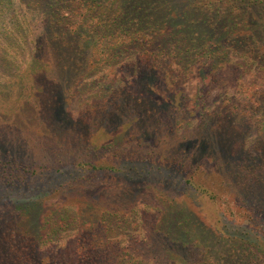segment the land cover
<instances>
[{
	"label": "trees",
	"instance_id": "obj_1",
	"mask_svg": "<svg viewBox=\"0 0 264 264\" xmlns=\"http://www.w3.org/2000/svg\"><path fill=\"white\" fill-rule=\"evenodd\" d=\"M23 49L31 50L21 58ZM0 51V64L6 67L0 73V113L9 118V121L5 122L6 129L10 126L13 128L8 130L29 134V128H35L39 121L38 115H47V121L52 112H60L62 116L54 123L47 122L51 125V130L53 129L52 135L44 140L37 137L40 145L33 144L18 151L14 150L9 142L0 140V144L9 150L4 154L0 153V185L20 184L25 179L23 173L30 172L27 169L29 166L45 167V164L53 163L55 157H63L65 152H77L69 161L75 158L73 161L82 165L80 157L86 156L88 160L85 161L84 167L87 170L109 171L111 175L124 174L128 182L145 178L141 173L144 167L138 168L139 164L157 169L164 167L163 175L167 178L179 174L182 167L183 170L186 169V183H193V187L210 192L207 187H198L197 181L194 180L197 174H201L198 166L189 165L190 161L195 159L194 153L182 152L177 147L182 128L191 129L195 135V130L205 131L215 123L213 130L217 131L227 124L228 111L233 110L236 112L234 114L251 119L250 110L246 109L249 114H241L233 105L232 109L227 107V110L219 108L199 111L195 117L185 122V106H175L171 111L170 122L165 123L159 114L151 117L148 109L146 111V108H142L150 102L156 105L151 101V95L148 93L150 88L146 87V83L148 78L153 81L158 79L157 63H153L152 69L142 71L138 62L143 64L140 57L147 52L154 59L166 56L167 62L173 61L177 66L186 68L205 60L213 64L216 77L230 80L229 78L235 79L237 76L239 81L243 67L240 61L245 59L247 64H255L264 73V0H0ZM99 52H103V57L98 56ZM123 61L125 72L128 68H133V78L130 80L132 89H128V93L124 92L126 95L119 100L116 112L124 122L131 121L133 112H130V109L137 107L136 112H143L147 123L143 126L139 117H136L128 128L139 125L141 133L145 135L148 133L144 130L149 132L158 129L156 136L160 144L155 145L151 141L145 147L143 145L141 148H120L116 152L112 150V145L85 144L71 148L53 144L51 137L55 132L60 140L65 139L67 122L75 121L78 125H84L85 110L71 109V106L66 108L64 98L71 99L72 90L81 86L82 81L91 85L90 93L97 98L100 94L119 91V88L110 89L104 84L101 85L99 79L107 82L110 76L115 77ZM164 72L168 77L172 75H167L165 70ZM260 82L255 87L256 92H252V96L258 100L264 97V75L263 81ZM173 91L174 89L171 91L172 96L179 95L178 90ZM132 96L135 97L134 101ZM139 99H142V102H139ZM3 101L10 103V106L6 108ZM98 117L99 121H92L96 127L103 126L105 120L102 115ZM241 124L244 126L243 122ZM161 127H164V130L159 131ZM239 128L240 126L234 125L236 133H239ZM30 135L33 136L32 133ZM214 136L215 133L212 134L210 129L209 134L203 135L201 139L208 140ZM191 143L190 141L189 144ZM107 150L111 160L99 165L95 157H100L102 152ZM188 169L193 173L189 174ZM236 169L237 175H241L240 186L244 190L251 179L245 178L242 165ZM252 170L254 171L253 167ZM158 183V189L168 190L166 187L171 186L165 178L158 180ZM165 196L167 200L162 202V206L171 207L178 204L175 195L171 199L168 195ZM5 197L4 193L0 194V200H5ZM252 197L256 198V202H252L256 207L259 205L257 198L261 201L264 199V191L258 190L256 196ZM31 206L26 205L23 208L29 209ZM114 212L118 213L115 210ZM173 213H176L175 217L169 215L167 219L169 232L159 243L158 250L163 256L158 255L159 257H154L148 263L203 264L206 258H211L214 264L220 261H228L227 264H259L248 259L251 239L246 237V231L239 234L243 238L238 244L224 230H218L222 234L220 237L211 235L210 238L203 230L198 231L201 228L194 224L193 216L184 206L177 208ZM112 214L113 211L103 213L98 219L101 225L96 229L94 236L92 233L87 243L75 245L76 251L82 253L77 264H83V254L88 264H148L144 263L138 253L134 256L131 249L121 245L133 240L135 235H117L114 231L118 230L117 220L112 219ZM0 221L6 222L3 218H0ZM4 226L5 223L1 224V229L4 230ZM104 231L106 232L103 233ZM83 233L84 236L77 238L80 242L87 237L86 231ZM137 239L142 240L138 237ZM11 242L13 249L19 243L12 237ZM168 242L171 243L169 247ZM244 243L247 244L240 248ZM27 251L25 264H33L35 260L29 261V257L37 258V255L39 263L41 261L42 264L43 255H51L54 264L72 262L51 246L41 249L40 253L37 247L32 246ZM141 252H144V249H141ZM244 253L247 254L241 256ZM261 253L264 254V251ZM96 255H100V259L95 260ZM0 256L3 257L1 254ZM4 259H0V264H4Z\"/></svg>",
	"mask_w": 264,
	"mask_h": 264
},
{
	"label": "rangeland",
	"instance_id": "obj_2",
	"mask_svg": "<svg viewBox=\"0 0 264 264\" xmlns=\"http://www.w3.org/2000/svg\"><path fill=\"white\" fill-rule=\"evenodd\" d=\"M29 50L31 49H23L20 57H25ZM99 55L103 57V52H99ZM163 57L154 59L147 52L140 57L143 59V64L138 62L142 71L152 69L153 63H157L156 66L159 69L158 79L153 81L148 78V83H146V87L150 88L148 93L151 95V101L156 103V105L151 102L143 105L142 108H146V111L148 109L149 116L156 117V114H159L166 121L165 123H169L172 108L175 106H185V122L195 117L196 112L219 108L227 110V107L232 109L233 105L235 110L241 114L247 113L246 109L251 112V119H247L246 116L234 114L233 110L228 111L227 124L218 130L215 128L217 131L213 130L215 123L205 131L196 132L195 130V135L191 129L182 128L180 143L177 147L182 152L194 153L195 159L191 160L189 165L198 166L201 172L195 176L194 180L197 181L198 187L199 185L205 189L207 187L210 192L193 187V183H186L184 181L186 169L183 170L182 167L179 174L167 178L163 175L164 167L157 169V167L152 168L149 165L139 164L138 168L144 167L141 173L145 175V178L128 182L124 174L111 175L109 171L87 170L84 167L85 161L88 160L85 155V157H80L83 161L80 165V162L77 164L73 161L75 158L69 161L77 152H68V154L65 152L63 157H55L54 162L45 164L47 165L45 167L29 166L27 169L30 172L23 171L25 179L22 183L9 186L0 185V194L6 195L5 200H0V218L6 221H0V254L3 256H0V259L5 258L2 261L4 264L5 261L6 264H25L24 258L28 256L27 249L30 246L37 247L38 253L41 249H48L51 246L72 261L66 263L77 264L82 253L76 251L75 245L81 246L87 243L91 234L93 233L94 236L96 229L101 225L98 220L100 216L109 211H113L112 219L117 220L118 230H114L117 235L119 233L135 235L133 240L121 243V245L131 249L134 256L138 253L144 259V263H148L154 257L162 255L158 249L162 237H166L169 232L167 219L169 215L175 217L176 213L173 212L183 206L193 216L194 224L201 228L197 230H203L210 238H212L211 235L220 237L222 234L218 230H224L238 244V241L243 238L239 234L246 231V237L251 239L250 252H248L249 261L264 264V254L261 253L264 251V199L261 201L257 198L259 205L256 207L252 204L256 202V198L252 196H256L258 190L264 191V97L258 100L252 96V92H256L255 87L263 81L264 73L255 64H247L244 59V62L240 61L243 67L239 81H237V76L235 79L227 80L215 76L213 64L209 61L202 60L186 68L177 66L173 61L169 63L166 56ZM124 63L125 61L121 63L115 77L110 76L107 82L98 76L101 78L99 79L101 85L104 84L110 89L119 88V91L114 92L113 90L110 93L100 94L97 98L90 93L91 85L82 81L81 86L72 90L71 99L64 98L66 108L71 106V109L85 110L84 125H78L75 121L67 122L65 139L60 140L55 132L51 137L53 144L71 148L85 144L112 145L114 147L112 150L115 152L120 148L138 146L141 148L143 145L145 147L151 141L155 145L160 144L156 136L158 129L149 130V132L144 130L148 133L145 135L141 133L139 125L128 128L136 117H139L143 126L147 123L143 112H136L137 107L130 109V112H133L131 121L124 122L116 112L119 100L124 98L128 89H132L130 80L133 78V68H128L125 72ZM5 69L4 64L1 63L0 73ZM164 70L167 75H172L166 76ZM144 78L146 80L147 74ZM247 88L250 90H246ZM173 89L178 90L179 95L172 96ZM131 99L134 101L135 97L132 96ZM139 102H142V99H139ZM3 104L6 108L10 106V103L5 101ZM158 104L159 107H157ZM99 115H102L105 122L103 126L96 127L94 121L100 120ZM38 116L39 121L35 128H29V134H25L16 130H8L13 128L10 126L6 129L5 122H8L9 118L0 113V118H2L0 120V140L9 142L11 147L18 151L33 146V144L40 145L37 137L44 140L52 135L53 129L51 130V125L47 122L54 123L62 116L60 112L54 114L52 112L48 121L47 115L42 114L43 121L41 115ZM234 125L240 126L239 133H236ZM210 129L215 136L208 140L201 139L203 135L209 134ZM161 130H164V127L159 128V131ZM69 132L70 135H68ZM189 140L192 142L191 145ZM25 145L28 146L25 147ZM7 151H9L8 148L0 144V153L4 154ZM247 159L250 162L245 161ZM109 160H111L109 150L102 152L100 157H95L99 165ZM118 162L117 159V164ZM241 165L245 169V178L251 179L244 190L240 186L241 175H237L236 169ZM188 171L189 174L193 173L190 169ZM164 178L166 181L168 179L171 185L166 187L168 190L158 189L156 186L159 185L158 180ZM165 195H168L169 199L175 195L178 204L171 207L162 206V202L167 200ZM26 205L32 206L29 209L23 208ZM4 223L3 230L1 224ZM85 231L87 237L81 242L78 241L77 238L84 236ZM49 234H52V239ZM11 237L19 242L14 249L11 248L13 247ZM246 244L239 247H244ZM168 245L170 246L171 243L168 242ZM141 249H144V252H141ZM47 252L51 253V251ZM245 254L247 253L241 256ZM43 257V264H54L51 255H43ZM100 257L96 255L95 260ZM37 258L30 256L29 261L35 260L33 264H42ZM82 262L88 264L85 254H83ZM227 263L228 261L218 262V264ZM203 264H214V262L211 258H206Z\"/></svg>",
	"mask_w": 264,
	"mask_h": 264
}]
</instances>
